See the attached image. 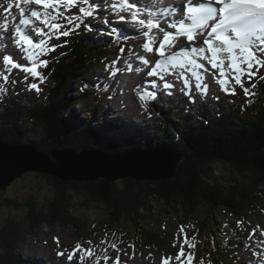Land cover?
<instances>
[{"label":"trees","instance_id":"obj_1","mask_svg":"<svg viewBox=\"0 0 264 264\" xmlns=\"http://www.w3.org/2000/svg\"><path fill=\"white\" fill-rule=\"evenodd\" d=\"M84 36L74 40L68 54L66 51L55 53L46 71L50 84L41 103L31 102L27 97L0 98V142L31 145L50 156L66 149L78 154L101 151L109 156H120L123 151L135 149L143 152L166 150L180 157L176 174L162 183L127 180L113 184L103 180L64 183L43 176L54 194L41 205H36L34 198L21 203H1L14 204L16 208L22 206L26 215L19 222L1 226L0 264H32L31 260H26L28 256L22 252L19 241L43 227L72 229L77 240L95 242L106 231L104 227L109 229L123 223L124 227L133 225L134 239L140 243V249H167L169 241L152 235L153 229L146 226L149 219L157 217L153 220L160 227L163 214L158 215L154 209L156 201L169 207L165 209L167 215L184 217L182 222L195 217L200 208H207L213 217L221 211L260 215L259 207H264L263 80L255 79L257 87H250L255 95L251 96L249 104L241 94L231 107L227 106L229 102H222L220 115L210 117L197 108L192 116L172 115L173 120L157 122L147 131L133 130L134 134L129 135L124 128L106 120V113H103L107 111L102 107L106 99L102 94L99 98L95 90L89 95L76 88L80 78L97 64L95 61L107 54L103 48L108 41ZM73 92L82 96H73ZM87 99H96L98 103L93 112L83 113L80 119L75 108L79 106L83 110L89 104ZM93 123L98 125L93 126ZM220 166H225L232 174L228 177L219 173ZM238 193L244 195L242 202ZM89 205L102 206L107 212L106 216L103 214L104 219L93 223L91 228L88 218L82 216ZM249 223L256 224L255 221ZM203 225L209 227L213 237L207 249L201 251V264H227L221 258L220 241L225 244L224 251L234 249L229 251L234 254L242 246L241 235L223 237L211 227L209 217ZM87 233L88 239H85Z\"/></svg>","mask_w":264,"mask_h":264},{"label":"rangeland","instance_id":"obj_2","mask_svg":"<svg viewBox=\"0 0 264 264\" xmlns=\"http://www.w3.org/2000/svg\"><path fill=\"white\" fill-rule=\"evenodd\" d=\"M9 4H11L12 7L11 9L6 10L7 5ZM79 6L85 7L86 10L93 11L94 16L98 17L100 23L90 22L88 17H83L84 24L89 25L91 30H86L82 25L68 37L61 36L60 40L52 39L54 40V44H63L66 46L72 39L76 40L79 37L83 39L85 38L84 35H92L90 33L92 31H99L101 33L102 39L108 41L110 39L119 38L118 30L128 27L118 21L116 13L121 7L115 6L114 9H109L108 7L104 6V3L101 2V0H89L88 3H81ZM28 7L29 4L23 3V0H19V2L18 0H0V22H7L9 26V38L0 43V88L6 89L4 92L0 93L13 96V93L16 92L7 90L5 86L10 84L11 80L14 81L16 79L23 83L24 89H22V92L24 97L32 99L31 102H35L39 101L37 98L39 97L40 93L43 90H47L49 85L48 81L45 80L43 84H40L39 80H32L33 78L29 76V80L25 81L24 77L26 73L17 70L10 74L8 69L2 63L3 56L8 54L7 52L11 51L13 48V42L10 39L12 26L13 24H16V22L21 18V10H23L25 13L24 17H29V15H31V10L30 8L28 9ZM11 10L14 11L11 12ZM73 13L80 15L79 7H77L76 10H72L71 14ZM94 16L91 18V21L95 20ZM53 22L57 21L54 20ZM58 22L61 24H66V22L63 20ZM40 27L43 28V26ZM0 34H2V29H0ZM153 35H155V33H153ZM142 45L143 41L137 42L134 39L129 46L126 44L124 45L123 52L120 51V48L118 52H112L110 57L106 58L102 62L98 60L95 61L97 64L92 66L93 68L90 70L89 74L87 73L86 76H84L85 79L81 80L78 83V86L82 85L87 87L94 78L95 82L102 83L109 87V90H105L104 96V98H111L109 102L110 106L108 105L109 107H103L104 110L108 112V114H106V120L111 121L114 125L120 124V127L123 128L127 126V124L124 123H134V121L130 120L133 117L137 120L136 125L139 126L137 127L139 128V131H147L149 128H154L157 122L173 120V116H181V114L184 112H181L180 109L178 111H174L177 109L176 107L179 106V99L171 100L167 103V105L163 104V102L156 103V101H159L160 99L159 96L155 97V99H150L148 103L145 104L137 100V94L144 92L143 86L146 83L144 81L141 83H136L135 78L140 74L144 76L148 71V69L140 65L139 60L137 59V55H140L143 52ZM52 53L53 52L44 56L42 60H48L47 57H49ZM125 62H127V64L132 67L133 71L129 72L126 70ZM38 68L39 72L43 76H46L45 70L47 67L38 65ZM106 68L116 71L117 75L109 78L110 72L106 71ZM136 68H140L141 71L137 73L135 71ZM262 71L263 69H261L258 73H262ZM4 75H7L10 78L9 83L7 84L3 80ZM244 79L245 82L248 81L246 77ZM31 82L38 84L39 88L41 89L39 93H37L35 90H27L26 84ZM181 86L183 85L178 83L173 87V89L178 93H182L179 89ZM135 88L138 90L134 91ZM238 90L241 89L238 87L236 94L238 93ZM97 92L99 95L98 97L100 98L101 94H103V90L99 89ZM215 92L224 97L229 96L223 94L219 89L216 88L215 90L210 88L207 94H212ZM165 93L166 92H164V95L166 96ZM29 95H32L34 98L30 97ZM73 95L81 97V95H77L75 92ZM214 96L217 95L214 94L211 97L215 98ZM200 98L201 100H197L195 106L202 109V113L207 110L209 111L210 108L206 105L208 101L205 102L202 96ZM37 103L39 104V102ZM169 103H171L172 106H169ZM137 104H139V107H137ZM188 104L190 105L188 110L191 111V103ZM96 105V99H94V101L90 100L88 106H86L83 110L82 107L77 106L75 108L76 114L80 119H82L83 113L93 112ZM112 105H115L114 110ZM214 107L215 109L219 108L217 105H214ZM217 111H219V109ZM196 112L197 109L195 113ZM191 114L192 112L190 115ZM136 115L140 117H135ZM91 118L92 117H90V119ZM91 120H93V118ZM96 125H98V123H93V126ZM132 134H134V131H129V135ZM218 168V171L221 174H226L228 177L232 174V172L225 168V166H220ZM43 176L44 175L39 174H28L15 181L5 192L0 191V228L9 222H19L23 220L22 217L26 215V209L24 207L21 206L20 208H16L14 204L7 206L5 204H1L3 201L21 203L27 199L29 200L30 198H34L35 204L39 206L44 202L45 199H50L52 197L54 193ZM243 180L244 179L241 181L243 182ZM80 206L81 205H79V207ZM89 206L90 207L88 209L84 210L82 216L88 218L87 222H89V227L91 228L93 223L103 220L107 215V212L102 206ZM153 207L158 212V215L159 213L163 214L160 216L159 220L160 227L156 226L153 220L155 218L157 219V217L149 219L146 222V226L147 228L153 229V232H150L152 235L158 237L160 240L164 238L165 240L169 241L170 247L167 249H140V244L138 245L135 243V229H133V225H127L126 227H124V225H115L111 230L107 229V227H104L106 228V231H103L102 235H100L95 242L91 240H77L72 229L66 230L64 227L50 229L49 227H43L38 233H34L32 235L26 234L27 239H22L19 241L22 246V252L28 256L26 260H31L32 264H36L37 262L40 264H70V262L67 260V254L69 251H72L75 248L76 244L79 243L82 245L83 249L91 248L93 255L90 256L88 252L79 251L77 252L76 257L73 259L71 264H106L104 260L105 254L111 258L107 264H115V258L117 256H119L122 264H189L186 256L181 257L180 260L176 259V256L180 251V247L183 245L186 253L194 254L191 264H201L203 262L200 261L201 251L203 252L205 249H207V245L213 237L209 231V227L207 226L204 228L203 225L204 220L209 217V221L211 219V227L216 228V232L219 234L221 229L224 233L231 234L238 231V229L242 228L243 230H246L249 228V230L242 233V236L246 242L245 248L249 246L247 254L242 251L241 256H237L235 260L230 261L228 264H250V262L251 264H255V262L258 260L260 261V264H264V255H261V253H264V243H261L264 241V235L261 234L262 231H264V215H259L258 213L255 216H250L248 213L236 215V213H225L221 211L216 212L213 217L207 208H200L197 211L195 217L189 218L186 222H182L184 217H171L165 213V209L169 207H167L164 203L159 201L153 202ZM162 216L165 217L163 218ZM250 217L252 220H249ZM238 221H241V226H238ZM251 221H259L260 224L249 223ZM257 225H260L261 228L258 227V229H255L254 227ZM251 226L253 229H251ZM89 233V235H91V232ZM224 236L226 235L224 234ZM87 237L88 233L85 239H88ZM89 241L92 242L91 245L88 243ZM101 241H106L107 243H101ZM112 243H115L122 251L118 252L114 250L110 246ZM222 251H224V249L220 248V254H222L221 258L222 260H225L227 259V256L225 253H222ZM58 252H63L64 255L57 256ZM125 252L127 254H125ZM81 256L84 258L83 261L80 260ZM24 263H27V261H24Z\"/></svg>","mask_w":264,"mask_h":264},{"label":"snow or ice","instance_id":"obj_3","mask_svg":"<svg viewBox=\"0 0 264 264\" xmlns=\"http://www.w3.org/2000/svg\"><path fill=\"white\" fill-rule=\"evenodd\" d=\"M81 2L88 3L89 0H81ZM107 2L108 0H105V3ZM23 3L39 5L46 10L51 9L56 13L52 17V20H57V17H59L66 22V24L51 22L48 19L47 12L44 14V18L41 19L40 12L31 11V17L36 18L39 24L50 29L49 32H45L43 28L33 26L32 32L40 37L39 42L34 43L32 32H28L26 29L20 27L27 26L30 23L28 19L23 18L25 13L21 10L20 26H17L10 34V39L13 41L15 48L23 54V58L32 66L27 67L20 63H14L12 57L15 53L3 56L4 65H10L11 68H18L26 73L24 77L25 81L28 80V76L30 75L33 80L38 79L39 83L43 84L46 77L37 70V65L47 67L49 61L40 60L39 57L49 55L58 47L64 46L63 44L52 45L50 41L52 39L60 40L61 36L68 37L82 25L86 30H91L89 25L84 24L83 17H93L94 12L86 10L83 6H79L78 0H23ZM121 3L122 6L116 15L119 22H127V17L121 15V13L138 9L139 0H121ZM11 7V4L7 5L6 10L11 9ZM75 7H79L80 15L68 14V10ZM112 7L114 8L115 5H112ZM173 7H176V5H173ZM179 7L180 15L175 17L174 22L167 24L166 27L162 24L149 21L147 26L142 28L145 36H151L150 42L143 43V51L151 54L154 51L155 45L158 44L159 46L155 47V55L163 57L162 60L154 62L155 66L147 72V75L156 76L159 74L160 80L164 81L162 87L168 95H172V92L168 90L172 89L175 85L166 81L165 76L169 74L174 75L177 80L183 82V87L180 91L190 97V102H194V99L190 95L191 87L195 88L197 94L201 96L207 95L209 85L204 82L207 75H211L217 80L221 91L225 92L226 95H236L235 87L231 89L226 87L227 84L234 81V85L239 86L245 97L254 96L255 93L251 89L256 88L257 85L252 83L251 89L245 87L244 78L246 77L248 81H251L257 76L260 68L264 67V0H182ZM137 16L138 11H131V20L134 24L137 22ZM138 23L140 26H144L145 19H139ZM0 29H2V34H0V43H2L5 39L9 38V26L7 22L0 23ZM168 29H173L176 37H185L187 43L184 40L175 39L172 47L177 50L166 54V45L173 38V33L169 32ZM150 30H154L157 34L153 35ZM160 32H163L162 38L159 35ZM32 49H39V52L30 51ZM123 51L124 49H121V52ZM137 59L145 67L153 63L145 56L137 55ZM200 61H206L207 64L211 65V69H217L219 77H217L216 72H212L211 69ZM125 64L127 71H133L127 62ZM178 68L181 71L177 72L176 69ZM226 68L230 70L229 73H226ZM106 71L110 72L109 78L117 75V72L110 68H106ZM135 71L139 73L141 69L136 68ZM189 73L190 76L188 75ZM259 79L264 80V75L259 76ZM3 80L6 84L9 83L7 75L3 76ZM190 80L195 81L194 85L190 84ZM11 83L14 84L15 81H11ZM153 87H157V85H153ZM26 88L28 91L35 90L37 93L41 91L35 82L27 83ZM5 90V88H0V92H4ZM146 97L155 99V95L151 92L139 94L141 101H145ZM237 224L239 226L241 221H238ZM261 234L264 235V231ZM88 243L91 245L92 242L89 241ZM101 243L107 242L101 241ZM261 243H264V241ZM110 246L118 252L122 251L115 243H112ZM79 251L88 252L90 256L93 255L91 248L83 249L82 245L78 243L67 254V260L70 264ZM125 254L127 253L125 252ZM63 255V252L57 253V256ZM261 255H264V253H261ZM185 256L189 264H191L194 254L186 253L184 246L181 245L176 259L180 260L181 257ZM83 259V256H81L80 260L83 261ZM110 259L105 254L104 260L106 264ZM115 264H122L119 256L115 258ZM255 264H260V261H256Z\"/></svg>","mask_w":264,"mask_h":264},{"label":"water","instance_id":"obj_4","mask_svg":"<svg viewBox=\"0 0 264 264\" xmlns=\"http://www.w3.org/2000/svg\"><path fill=\"white\" fill-rule=\"evenodd\" d=\"M180 157L165 150L143 153L133 150L119 157L102 152L76 153L59 150L50 155L39 152L31 145H9L0 142V191L28 174H39L68 183H95L103 180L164 182L172 179Z\"/></svg>","mask_w":264,"mask_h":264},{"label":"bare ground","instance_id":"obj_5","mask_svg":"<svg viewBox=\"0 0 264 264\" xmlns=\"http://www.w3.org/2000/svg\"><path fill=\"white\" fill-rule=\"evenodd\" d=\"M101 2H103L104 3V6L105 7H108L109 9H114L112 7V5H115L116 7L122 6L121 0H108L107 3H105V0H102ZM171 2H174L175 3L176 1L175 0H171ZM146 8L149 9L150 12H156L157 13V16L159 17V20H160V23L159 24H162V25H164L166 27L167 24L174 22V20L172 19L170 13H165V11H166L167 8L164 7L159 1L156 2V0H152L151 3H148L147 4V7ZM12 11H14V10H11V12ZM134 11H138V17L140 19L141 18H144V7L142 5L139 4L138 9H134ZM117 12H119V10H117ZM128 15L129 14H127L126 16H128ZM28 20L30 21V23L33 26L40 27V24L38 22L34 21L33 19H30V17H29ZM168 30H173V29H168ZM49 31L50 30H48L47 32H49ZM139 35H141V33ZM161 35H163V32H162ZM32 50H30V51H32ZM10 54H12V53H10ZM141 66H144V65H141ZM7 69L10 72V74H12L14 71H16L15 69L11 68V66H7ZM135 81H136V83H141L142 81H144V76L142 74H140L139 76H137L135 78ZM206 81H208V80L206 79L204 82H206ZM262 82H263V85H264V80ZM5 87L9 91H14V92L18 93L22 98H24V99L26 98V97H24V94L22 92V89H24V87H23V83L21 81L15 80V83L14 84L13 83H10V84H7ZM149 90H151V89L147 88V89H145V92H147ZM218 109H215V107H214V109L212 110V113H211V117H213L215 115V113H216V111ZM237 195H238L239 200L242 202L243 201V198H244V195H241L240 193H238ZM247 202H248V200H247ZM259 213L260 214H264V207H261V208L259 207ZM128 221H130V220H128ZM120 225L123 226V223H121ZM112 228H113V226L112 227H109V230H111ZM259 228H261L260 225H259Z\"/></svg>","mask_w":264,"mask_h":264},{"label":"clouds","instance_id":"obj_6","mask_svg":"<svg viewBox=\"0 0 264 264\" xmlns=\"http://www.w3.org/2000/svg\"><path fill=\"white\" fill-rule=\"evenodd\" d=\"M139 127V126H138Z\"/></svg>","mask_w":264,"mask_h":264}]
</instances>
